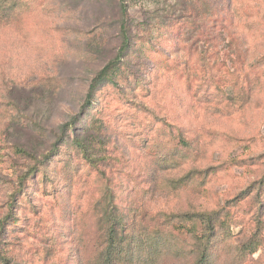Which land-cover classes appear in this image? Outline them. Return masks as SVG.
Wrapping results in <instances>:
<instances>
[{
  "label": "rangeland",
  "instance_id": "374dc122",
  "mask_svg": "<svg viewBox=\"0 0 264 264\" xmlns=\"http://www.w3.org/2000/svg\"><path fill=\"white\" fill-rule=\"evenodd\" d=\"M110 262L264 264V0L1 3L0 264Z\"/></svg>",
  "mask_w": 264,
  "mask_h": 264
},
{
  "label": "trees",
  "instance_id": "16d2710c",
  "mask_svg": "<svg viewBox=\"0 0 264 264\" xmlns=\"http://www.w3.org/2000/svg\"><path fill=\"white\" fill-rule=\"evenodd\" d=\"M6 0H0V5L1 3ZM8 6H12L11 4L8 5ZM217 12H219V3H218V6L217 7H214V9H212V13H214V18L215 16L217 15ZM124 13H126V11L124 10ZM223 21L224 18H223ZM127 30V26L126 25H123V29H122V33L126 32ZM128 49V39L125 38V42L123 44V47L120 49L118 55L116 56L115 60L110 64L108 65L107 67H105L99 74V77H100V81L102 80H105L110 74H112L114 71L117 72L119 71V64H121V60L124 58V56L126 55V51ZM91 87H93V89L95 87H97L96 84L92 85ZM195 216H197L198 218H201V219H204L205 216L204 215H201V214H196ZM211 218L208 219V224L209 226H211ZM111 264V262L109 263Z\"/></svg>",
  "mask_w": 264,
  "mask_h": 264
}]
</instances>
